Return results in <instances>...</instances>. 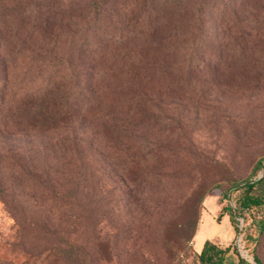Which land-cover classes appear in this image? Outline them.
<instances>
[{"label": "rangeland", "instance_id": "374dc122", "mask_svg": "<svg viewBox=\"0 0 264 264\" xmlns=\"http://www.w3.org/2000/svg\"><path fill=\"white\" fill-rule=\"evenodd\" d=\"M86 1L0 0V74L6 73L13 83L36 57L47 53L53 61L64 60L69 30L83 29L78 13ZM130 1L129 18L145 0ZM204 6L201 36L209 47L195 53L203 61L201 68L189 75H156L160 77L150 89L156 116L135 119L130 125L133 134L125 142L128 148L105 141L108 134L98 130L100 120L96 134L92 119L83 116L37 139L11 136L0 142V182L5 194L12 185L20 190L0 196L5 198L0 199V256L16 257L22 264L28 252L40 255L34 263L39 264L52 246L70 249L66 243L55 244L61 242L55 232L17 226L19 212L12 206L20 200L30 206L31 217L48 215L65 226L91 264H196V251L207 239L231 245L234 259L235 250L245 256V245L264 264L260 221L264 208L235 213L241 191H228L232 183L239 181L241 186L243 180L255 181L263 175L259 171L252 177L256 161L264 157V30L258 31L264 28V11L259 10L264 0H204ZM121 12L118 9L114 15ZM69 20L77 22L75 29L68 28ZM239 24L243 31L235 38L233 29ZM219 40L224 44L216 49ZM154 54L146 66H151L149 74L161 62V54ZM64 133L70 139L64 151L52 150L47 141L59 140ZM153 150L163 152L165 159L158 160ZM128 151L153 156L141 161L142 171L136 168L132 173L120 168ZM18 168L51 177L60 194L75 190L82 200L88 197L89 202L83 203L86 210L69 217L70 213L50 207L17 183ZM225 192L226 199L222 198ZM226 205L236 214L237 226L223 208ZM68 217L71 225L63 224ZM17 229L24 238L12 252L3 241H13ZM48 258L46 264H79L63 257Z\"/></svg>", "mask_w": 264, "mask_h": 264}, {"label": "trees", "instance_id": "16d2710c", "mask_svg": "<svg viewBox=\"0 0 264 264\" xmlns=\"http://www.w3.org/2000/svg\"><path fill=\"white\" fill-rule=\"evenodd\" d=\"M131 3L133 1L130 0L84 2L78 13L79 18L84 20L83 29L78 33L76 30L73 32L69 30L64 60L58 61L54 58L53 61L47 58L50 57L46 56L47 53L36 57L20 76L15 77L18 80L13 83L6 73L0 74L3 82L0 92V142L11 136H23L28 141L37 139L46 133L67 128L78 116H83L92 119L93 129L96 128L94 133H98L97 126L101 125L98 128L100 133L108 134L105 141L121 143L124 148L130 146V144L125 146V142L130 140L133 134L130 125L136 122L135 119L141 121L144 116H156L152 104L153 91H150L153 82L160 77L156 75L176 76L182 72L189 75L193 70L201 68L203 63L195 53L208 46L204 44L202 37L204 0H145L137 8L134 17L129 18L133 10ZM134 7H137L136 2ZM118 9H122V12L114 15ZM259 10L264 11V8ZM146 16L147 19H144ZM137 22L139 24L135 26ZM76 25L77 22L73 20L67 22L68 28L75 29ZM130 25L136 28L125 29ZM260 29L264 30L263 27L259 28V33ZM242 31L241 24L239 27L236 26L233 33L238 35L235 38H240ZM237 41L236 46H239L240 43ZM218 43L216 49L224 44L222 40ZM20 44L23 45V40ZM156 51L161 54V62L154 72L149 74L151 66H146L151 63L150 60H153ZM97 119L100 120L99 124ZM69 140L68 135L64 133L59 140L47 142L52 150L62 153ZM5 152H8V149ZM152 152L158 160L165 159L163 152L157 150ZM148 155L153 156L150 152H144L139 157L137 153L128 151L124 159L120 160V168L132 173H136L134 170L136 168L142 171L141 161ZM259 171L263 174L261 178L255 181H249L248 178L243 180L246 182L241 186L238 185L241 182L237 181L228 187V191L231 192L241 191L236 199L235 213L241 214L257 207L264 208V193L261 191L264 185V157L256 161L252 177ZM16 176L17 183L25 190L38 194L44 202L50 204V207L70 213L69 217L78 216L82 209L86 210L83 203L89 202L88 197L82 200L80 193L75 190L60 194L54 187L53 179L42 172L32 173L25 168L21 170L18 168ZM159 176L162 181L165 180L164 176ZM2 184L0 182V196L9 197L15 195L17 191L20 192L18 185H12L5 194V187ZM226 192L222 198L229 197ZM203 196L204 194L202 198ZM12 202L14 203V200ZM12 207L19 212L16 213L18 218L15 220L21 229L30 228L33 232L44 229L48 233L55 232L58 235L55 237L56 241L61 239V242L55 244L66 243L70 247L66 250L61 246H52L45 250L39 264H46L48 256L68 258L79 264H91V261L86 260L87 256L82 249L74 244L76 240L69 238L65 226L55 224L48 215H45V218L31 217L33 214L30 213V206L25 201L16 200ZM223 208L237 226L236 214L232 212L230 206L226 205ZM69 217L62 223L71 225ZM76 218L74 217V221ZM261 219L260 221L264 223V219ZM14 237L11 242L3 241L12 252L22 244L24 234L17 229ZM242 248L250 258L235 250L237 255L234 259L230 255L231 245L222 246L207 239L202 248L196 251V264H261L256 256L246 250L245 245ZM25 256L22 264H34L35 258L40 255L27 252ZM15 258L0 256V264H18Z\"/></svg>", "mask_w": 264, "mask_h": 264}, {"label": "water", "instance_id": "95a60500", "mask_svg": "<svg viewBox=\"0 0 264 264\" xmlns=\"http://www.w3.org/2000/svg\"><path fill=\"white\" fill-rule=\"evenodd\" d=\"M261 177H262V175H260V176L258 177V179L261 178ZM241 251H242V250H241ZM242 252H243V251H242Z\"/></svg>", "mask_w": 264, "mask_h": 264}, {"label": "built area", "instance_id": "2783aa9c", "mask_svg": "<svg viewBox=\"0 0 264 264\" xmlns=\"http://www.w3.org/2000/svg\"><path fill=\"white\" fill-rule=\"evenodd\" d=\"M245 256L247 257V253H245Z\"/></svg>", "mask_w": 264, "mask_h": 264}]
</instances>
